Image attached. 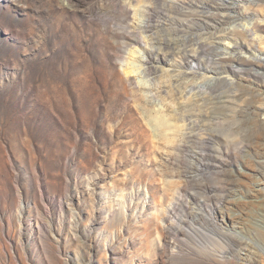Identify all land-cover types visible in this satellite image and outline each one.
Wrapping results in <instances>:
<instances>
[{"label": "rangeland", "instance_id": "obj_1", "mask_svg": "<svg viewBox=\"0 0 264 264\" xmlns=\"http://www.w3.org/2000/svg\"><path fill=\"white\" fill-rule=\"evenodd\" d=\"M223 1L0 0V264H264V0Z\"/></svg>", "mask_w": 264, "mask_h": 264}, {"label": "bare ground", "instance_id": "obj_2", "mask_svg": "<svg viewBox=\"0 0 264 264\" xmlns=\"http://www.w3.org/2000/svg\"><path fill=\"white\" fill-rule=\"evenodd\" d=\"M251 2H253V0H237V3H231V4H229V2L223 1V2H221V3H219V4H217L216 9H217V10L220 9V10H222V11H229V12L232 11V14L234 15V14H239V11H240V9H241V6H240L241 4L246 5V4H249V3H251ZM227 13H228V12H227ZM229 15L231 16L230 13H229ZM237 48H238V47H237ZM237 48L235 47V49H233V51L238 50ZM233 60H234L235 62H244V61H245V60H243V59L241 58L240 55H236V56L233 58ZM259 61H261V59H259ZM257 62H258V60H257ZM259 63H260V62H259ZM250 110L253 111L254 108H251ZM158 121H159V120H158ZM160 124H161V123H160ZM257 130H258V133L264 137V135L262 134V125H261V124L258 125ZM222 218L224 219V216H222ZM227 237H229V239H230L231 241H233L232 235H231V236H227Z\"/></svg>", "mask_w": 264, "mask_h": 264}]
</instances>
